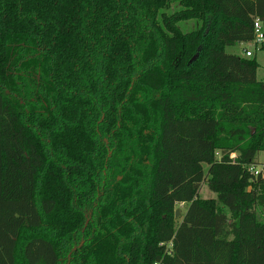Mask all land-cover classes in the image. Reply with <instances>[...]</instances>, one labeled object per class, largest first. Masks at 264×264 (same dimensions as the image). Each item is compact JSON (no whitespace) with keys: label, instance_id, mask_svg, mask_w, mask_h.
Here are the masks:
<instances>
[{"label":"trees","instance_id":"trees-1","mask_svg":"<svg viewBox=\"0 0 264 264\" xmlns=\"http://www.w3.org/2000/svg\"><path fill=\"white\" fill-rule=\"evenodd\" d=\"M256 18L264 0H0V264H264V81L226 51Z\"/></svg>","mask_w":264,"mask_h":264},{"label":"rangeland","instance_id":"rangeland-1","mask_svg":"<svg viewBox=\"0 0 264 264\" xmlns=\"http://www.w3.org/2000/svg\"><path fill=\"white\" fill-rule=\"evenodd\" d=\"M179 26L184 31H192V30H194L200 26V22H198V21L181 22V23H179ZM244 49H249V50L254 51V45L252 43H240V44L235 45V46H227L226 47L227 52L239 54L242 56H245ZM254 56L256 58V61L260 65L258 70H257V79L259 81H264V49H256ZM237 155H238V152L231 153V157H233V158H236ZM257 160H258L257 169H262V167L264 166V151H261L258 153ZM205 168H206V166H205ZM200 194L202 197H205V198L216 197V193L212 192L208 188V185L206 183L203 184ZM175 209L179 210V212H180L179 215L176 216V221H177V223H179L182 220L183 214H184L185 209H186V205L182 204V203L176 204ZM260 213H261L260 214L261 218L264 219V211H261Z\"/></svg>","mask_w":264,"mask_h":264},{"label":"built area","instance_id":"built-area-1","mask_svg":"<svg viewBox=\"0 0 264 264\" xmlns=\"http://www.w3.org/2000/svg\"><path fill=\"white\" fill-rule=\"evenodd\" d=\"M249 43H252L254 45V51L244 49L245 57H254L256 49H264V29L262 22L258 18H256L254 21V38ZM251 170L255 174H258L259 172V169H256L254 167H252Z\"/></svg>","mask_w":264,"mask_h":264},{"label":"water","instance_id":"water-1","mask_svg":"<svg viewBox=\"0 0 264 264\" xmlns=\"http://www.w3.org/2000/svg\"><path fill=\"white\" fill-rule=\"evenodd\" d=\"M179 213H180V212H179V210H176V216H178V215H179Z\"/></svg>","mask_w":264,"mask_h":264}]
</instances>
